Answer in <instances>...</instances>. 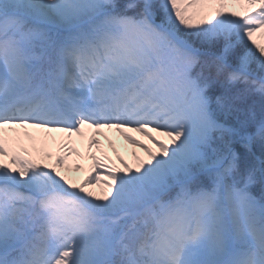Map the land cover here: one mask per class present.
<instances>
[{"label":"snow or ice","instance_id":"6c2138e0","mask_svg":"<svg viewBox=\"0 0 264 264\" xmlns=\"http://www.w3.org/2000/svg\"><path fill=\"white\" fill-rule=\"evenodd\" d=\"M85 126L147 159L20 144ZM0 264H264V0H0Z\"/></svg>","mask_w":264,"mask_h":264},{"label":"bare ground","instance_id":"6f19581e","mask_svg":"<svg viewBox=\"0 0 264 264\" xmlns=\"http://www.w3.org/2000/svg\"><path fill=\"white\" fill-rule=\"evenodd\" d=\"M96 130V129H94ZM109 130L108 134L106 135V140L108 142H104L97 136L93 135L88 139L86 138V143H81L78 141H73L70 143L68 140H65L64 142H68L69 148L75 149L77 153V157L71 156L68 158L71 162H69V166L71 168H77L76 165H80L79 169L83 174L80 175L79 177H72V180L74 182H81L85 178L91 176V175H96L99 173L100 175V183H94L90 184L89 188L96 191L97 193L102 192L105 186H103L102 181L104 179H107V176H104L103 173H106V170L103 168L97 169L95 167L96 161L93 159V155L98 157L102 163V165H108L109 167L115 166V163L113 161V158L111 157L112 153H116L117 158L119 159L120 156H123L125 160L133 167L135 168L137 161L133 153H138L140 157H143L147 159L148 153L145 148L140 147L138 145H135L131 143L129 140L125 138L121 133L118 131H113V129H107ZM156 136H159L161 139L168 140V137L162 136L159 132H154L153 133ZM132 135L137 137L138 139L144 141L145 144L149 145L153 150H158V145L149 139L146 135L140 132L132 131ZM95 136L96 139L99 141L98 144H90L91 138ZM63 142V143H64ZM109 145V147H107ZM86 159H89L86 162ZM120 160V159H119ZM73 165V166H71Z\"/></svg>","mask_w":264,"mask_h":264},{"label":"rangeland","instance_id":"374dc122","mask_svg":"<svg viewBox=\"0 0 264 264\" xmlns=\"http://www.w3.org/2000/svg\"><path fill=\"white\" fill-rule=\"evenodd\" d=\"M215 7H216L215 5H211L206 9V11L212 12L215 10ZM228 8H229V10H234V11H238V12H243L245 10V8L243 6H241L240 4H231L230 3ZM257 39H260L259 34H257ZM94 129L95 128H89L88 126H85L84 132L82 135L81 134H73L69 140L68 134L63 133V132L46 133L40 129L30 128V129H28V131L32 132L33 135L36 137L35 141L30 140L28 137L23 136L22 133L24 130L20 129L19 130V132L21 133L20 144L23 147L28 148L29 152L35 158H38V159L42 158L43 152H45V151L51 152L53 154L52 159H42V162L43 163H53V161L55 160V157L58 154L63 153L64 150L61 148V144L65 140H68L70 143H72L73 141L86 143V138L89 139L93 134V135L97 136L98 138H100L101 140H103L105 143L108 142L106 140V135L109 133L108 132L109 130H107L108 128L101 129V130H99V132L97 130H94ZM113 131H115V129ZM12 135H16V133H12ZM107 147H109L111 149V147L109 145H107ZM71 156L77 157V153L75 151L71 152L68 155V158H70ZM111 157L113 158V161L115 163L116 168L123 167L120 160L117 158L116 153H112ZM88 160L89 159H86V162ZM69 162H71V161L67 159L66 167L62 169V171L66 175H68L72 179L73 176L79 177L80 175L83 174L79 169L71 168L68 164ZM71 166H73V165H71ZM103 175L107 176L106 173H103ZM102 183H103V181H102ZM103 186H105L104 183H103Z\"/></svg>","mask_w":264,"mask_h":264}]
</instances>
